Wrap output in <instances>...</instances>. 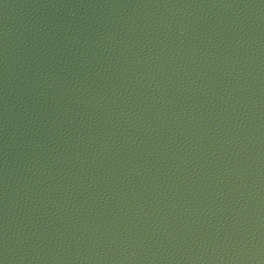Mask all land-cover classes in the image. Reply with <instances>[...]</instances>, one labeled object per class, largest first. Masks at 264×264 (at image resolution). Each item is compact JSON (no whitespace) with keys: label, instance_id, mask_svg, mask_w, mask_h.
Segmentation results:
<instances>
[{"label":"water","instance_id":"95a60500","mask_svg":"<svg viewBox=\"0 0 264 264\" xmlns=\"http://www.w3.org/2000/svg\"><path fill=\"white\" fill-rule=\"evenodd\" d=\"M2 264H264V0H0Z\"/></svg>","mask_w":264,"mask_h":264},{"label":"snow or ice","instance_id":"6c2138e0","mask_svg":"<svg viewBox=\"0 0 264 264\" xmlns=\"http://www.w3.org/2000/svg\"><path fill=\"white\" fill-rule=\"evenodd\" d=\"M0 264H2V262H0Z\"/></svg>","mask_w":264,"mask_h":264}]
</instances>
